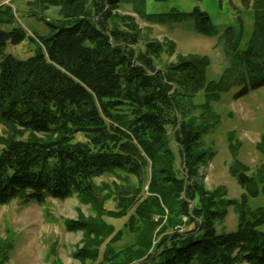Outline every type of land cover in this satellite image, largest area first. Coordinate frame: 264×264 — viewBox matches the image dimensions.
<instances>
[{
    "label": "trees",
    "instance_id": "1",
    "mask_svg": "<svg viewBox=\"0 0 264 264\" xmlns=\"http://www.w3.org/2000/svg\"><path fill=\"white\" fill-rule=\"evenodd\" d=\"M241 1L252 10V33L246 48L235 52L239 35L226 28L232 65L216 81L206 80L207 57L178 54L162 61L175 44L144 38L135 16L115 12L129 5L150 23L193 20L199 33L214 34L198 8L150 14L144 0H32L40 9L58 6L61 15L46 21L48 35L33 37L16 23L12 7L0 3V205L73 195L89 205L94 215L78 207L77 218L63 220L67 231L82 234L72 253L82 264H264V206H248V198L264 194V162L254 176L238 179L247 190L240 201L222 187L208 189L200 174L214 156L202 137L220 121L211 103L235 84L264 85V0ZM26 39L34 45L28 58L5 51ZM247 90L243 85L235 97ZM200 91L205 101L196 104ZM78 133L83 140L75 139ZM227 140L230 171L238 178L248 168L237 159L233 131ZM256 150L264 160V133ZM105 174L120 184L95 182ZM110 199L114 209L104 206ZM230 205L237 227L217 233ZM185 215L194 228L175 231ZM104 217L126 220L115 230ZM125 233L132 240L117 247ZM12 248V239H0V264Z\"/></svg>",
    "mask_w": 264,
    "mask_h": 264
},
{
    "label": "rangeland",
    "instance_id": "2",
    "mask_svg": "<svg viewBox=\"0 0 264 264\" xmlns=\"http://www.w3.org/2000/svg\"><path fill=\"white\" fill-rule=\"evenodd\" d=\"M31 1L2 0L0 3L12 7L16 23L20 24L28 35L33 37L48 35L50 27L46 21H55L61 17L59 7L40 9L30 5ZM172 8L183 12H191L194 8L205 11L215 26V33L212 35L199 33L193 20L167 24L150 23L140 19L129 5H121L115 12L135 16L144 38L164 42L169 40L175 44L174 53L171 56L162 55V61L177 60L178 54L205 56L209 61L205 72L206 80H218L232 65V58L227 52L230 51L232 55L234 51L231 48L233 41L229 40L230 37L225 30L228 27L233 28L239 35L240 42L236 45L235 52L246 48L253 29L251 8L245 7L241 0H144L146 13L169 12ZM137 46L141 48L142 44L139 43ZM5 51L18 59H26L34 54V45L26 39L17 45L7 44ZM245 84L248 85L247 92L235 97ZM204 101L203 91L198 92L193 98L196 104ZM211 106L220 115V121L202 137L204 147L214 152L212 159L200 168L202 182L208 189L222 187L229 199L240 201L242 194H247V190L238 181L240 178H236L230 171L233 157L227 135L230 131L234 132L236 140L240 143L237 159L247 165L245 175L254 176L264 162L256 150V142L260 134L264 133V85L252 88L248 81L235 84L222 94L219 101L211 103ZM4 129L0 124L1 135L4 134ZM168 133L171 134L169 127ZM26 136L27 133H24L22 137ZM75 139L83 140L84 137L78 133ZM171 147L176 155V168L182 173L178 148L174 142H171ZM130 179L131 184L136 183L134 177ZM95 182H107L112 187L114 182L120 184V179L113 174H105L95 178ZM115 205L114 199L104 204L108 209H114ZM248 206L251 208L264 206V194L248 198ZM78 207L85 215H94L89 205L79 203L75 195L62 200L47 198L43 204L24 202L16 198L8 204L0 205V239L13 241L9 259L3 264H82L72 256L82 234L79 231L69 232L63 225L64 219L77 218ZM237 217L234 205L228 206L224 220L215 225L216 232L234 231L237 227ZM104 219L117 230L123 225L126 217ZM187 221L188 217L182 216L180 224L173 229L184 232L194 228V223L187 224ZM130 236L129 233H125L116 246L121 247L129 243L132 240ZM84 264L95 263L86 261Z\"/></svg>",
    "mask_w": 264,
    "mask_h": 264
},
{
    "label": "water",
    "instance_id": "3",
    "mask_svg": "<svg viewBox=\"0 0 264 264\" xmlns=\"http://www.w3.org/2000/svg\"><path fill=\"white\" fill-rule=\"evenodd\" d=\"M239 178H240L241 180H246V179H247V178H246L244 175H242V174L239 175Z\"/></svg>",
    "mask_w": 264,
    "mask_h": 264
}]
</instances>
